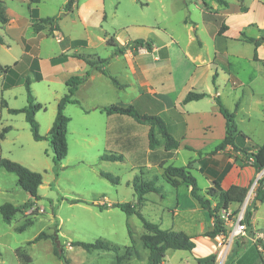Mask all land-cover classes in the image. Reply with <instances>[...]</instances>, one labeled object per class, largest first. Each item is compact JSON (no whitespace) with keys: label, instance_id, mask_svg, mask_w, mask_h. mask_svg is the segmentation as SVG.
Here are the masks:
<instances>
[{"label":"rangeland","instance_id":"obj_1","mask_svg":"<svg viewBox=\"0 0 264 264\" xmlns=\"http://www.w3.org/2000/svg\"><path fill=\"white\" fill-rule=\"evenodd\" d=\"M226 1L233 3L232 5L236 3L235 0ZM237 1L242 6V1ZM2 2L8 22L9 20L11 22L0 25V38L3 42L0 44V65L9 67L6 74H0V134L8 130L0 139V159L17 162L39 173L42 176V184L38 188L39 200L31 209L16 214L10 223H4L0 216V264H26L27 260H31L33 264H65L54 255L55 249L63 251L62 254L68 260V264H115V254L112 252H86L80 247H70L69 244L93 243L101 239L119 246L118 254L122 255L125 247H131L128 230L132 233L133 247L141 256L138 260L130 258L126 263L145 264L148 251L140 242V237L144 233L141 220L135 215L127 216L116 208H109L108 203L133 205L136 202L132 188L134 179H141L142 176L146 180L157 179L158 184L171 194L162 192V199L154 194H148L147 201L139 207V211L145 220L158 225L161 229H169L174 223L172 212L177 210L180 213L183 209L190 208L191 197L185 187L174 189L165 184L162 181V172L154 168L150 170L142 168L141 164L132 160L128 151L111 143L104 135L107 122L102 119H105L103 118L105 116H100L98 112L88 115L83 111V108L91 106L89 101L91 98L88 97V89L85 87L80 88L78 94L75 93L74 96L80 105L68 104L65 107L64 113L70 119L66 136L68 151L60 164L53 162V152L48 141L33 140L24 115L11 114L8 109H21L27 106L23 80L29 76L35 103L42 106L35 114L38 133L46 136L53 123L57 103L67 92L65 82L62 80L80 78L81 74L77 72L84 70L79 68L80 60L71 58L68 54L83 56L89 62H96L98 59L108 61L112 48L105 40L114 37L116 42L122 45L140 40L161 46V53L169 57V61L167 60V65L159 70L160 77L157 81L159 87L173 85L174 93L179 96L185 85L193 83L199 90L211 91L209 93L211 99L214 97L213 89L216 88L221 94L219 100L222 105L232 111L236 100L235 93L240 95V92L234 90L228 74L229 69L225 71L226 64L222 60H217L222 69L213 67L210 70H201L195 78L190 75L192 71L190 66L188 68L186 66L189 65L186 60L187 54L194 56L199 52L205 57L212 56L215 34L219 32L221 24L225 25L223 18L214 10V7H217L215 0H78L72 11L66 14H63L66 0H40L36 5L28 0ZM204 13L218 19V22L205 21ZM54 16L61 17L59 33L40 38L41 34L32 32L31 26L34 23ZM226 30L224 29L223 33ZM240 32L247 37L256 34L255 29L251 27L238 29L237 24L229 25L227 34L232 39ZM60 35L64 38L60 39ZM36 36L37 41L34 38ZM74 40L83 43L75 45L70 42ZM227 45L226 60L230 64V71L236 72L240 80L243 77H250L254 83H264L262 64L260 61L253 62L250 59V45L231 40H227ZM61 54L66 56L63 57ZM230 55H236L237 58ZM83 63L81 67L88 69L90 65L86 61ZM37 66L42 75L40 82L33 81L30 74V70L36 69ZM100 81L102 78L96 83L98 89H101ZM260 92L256 90L254 94L258 95ZM98 94L102 96L101 91H98ZM134 94L132 88L125 91L127 99ZM256 95L244 97V105L252 110V119L247 121L243 112L235 117L237 132L253 136L250 137L255 141L253 143L264 142L262 108L264 101ZM2 101L7 107L2 106ZM204 109L209 119L207 126L212 128L215 140L220 135L222 128L220 123L223 121L219 116L213 115L208 106L205 105ZM156 136L159 138L157 133ZM140 138L144 144H139L140 150H145L147 137ZM237 141L241 142V139L238 137ZM160 151L161 145L157 152L159 157L162 155ZM108 153L122 154L125 159L123 162L99 160L101 155ZM142 158H145V155ZM191 158L192 155L181 148L179 156L167 160H170L168 161L170 166L183 167ZM136 161H139V156ZM166 166L167 163L161 164L162 169ZM99 171L109 172L118 177V183L108 182L99 175ZM192 175L198 187L204 188V179L198 174ZM255 192L256 189L254 196ZM29 200V195L17 185V177L0 168V206L4 203L17 206ZM24 217L31 219L32 224L18 232L15 229L21 226ZM259 217L262 219L259 222L264 224V206L260 209ZM55 226L58 229V247H54L51 239L27 244L40 233L53 234ZM242 238L244 237L235 238L227 248L224 247L226 241L222 240L214 264H264L261 253L257 252L253 245L236 256L234 242L242 243L244 242ZM258 243L264 253L263 244L260 240ZM200 249L204 248L200 246ZM22 257L24 259H21ZM165 264L197 262L191 252L168 250Z\"/></svg>","mask_w":264,"mask_h":264},{"label":"crops","instance_id":"obj_2","mask_svg":"<svg viewBox=\"0 0 264 264\" xmlns=\"http://www.w3.org/2000/svg\"><path fill=\"white\" fill-rule=\"evenodd\" d=\"M241 1L242 6L237 0H235L236 3H234V5H232L233 3L226 1L228 3V6L226 8L215 5L217 7H214V10L216 11V14L218 16L223 18L224 23L227 26V30L222 34H219L218 32L215 34L212 56L207 55L205 57L199 52L195 53L194 56L187 54L186 60L189 65L186 66L187 68L190 66V68L192 69L190 75L194 76L195 78V76H197V73L201 72V70H210L213 67L215 69L216 67L221 68L217 60H222L223 63L226 64L225 71L229 69L228 74H230L234 90L240 92V95L235 93L236 100L233 104L232 111H234L235 105H237V109L235 110V117H237L239 113L243 112V114H245V119L247 121H250L252 119V110L244 105V97H253L254 95H256L254 94V92L256 90H260L261 92L256 96L260 97V100L264 101V83H254L255 81L251 80L250 77H243V79L240 80L241 78H239L236 72L230 71V64L226 60L228 55L227 40L243 43L248 46L250 45V59L253 62L260 61L263 70L264 45L261 44L257 47H254L253 44L242 41L239 36L241 32L231 39L228 36L227 32L229 29V25L237 24L238 29L249 27L250 25H255L256 28H253L256 32L255 36L248 37L255 39L259 38L260 35L264 33V0ZM241 7L243 10H241ZM10 22L11 20H9L8 23ZM18 22L19 21H17V23ZM46 31L47 30H43L39 33L41 34L40 38H42L43 36L46 37ZM55 33L56 32H54V34ZM60 36V39L64 38L62 35ZM31 39H29V41ZM119 45L123 46L122 44ZM150 45V51H147L145 48H138L137 50L127 49L122 54H115L112 49V54L109 56V58H107L108 61L105 60L106 63L102 66V69L106 71L111 77L116 79L119 87L114 86L109 78H107L101 72L95 70L94 68H91L90 66L88 69L81 67L82 64H84V60L81 59V57L83 56L77 55L75 53L74 56L68 54L71 58L80 60L81 62V66L79 68L84 70H81V72L77 73L81 74V77L84 75H82L83 72L87 73V77L78 85L75 92L78 94V90L82 87L88 89L87 95L91 98L89 99L91 106L86 109L83 108V111L88 115L92 114L93 112H98L100 116L104 115L105 117L103 118L105 119H102V121L105 120L107 122V125L104 129L105 137L108 138L111 143L117 145L118 148L120 147L122 150L128 151V153L132 157V160H134V162H137L138 164H141V167L146 170L154 168L163 173L161 164L167 163V166H170V164H168V161L173 160L175 157L179 156L182 148L192 155V158L189 161L192 163L190 170L191 175L192 173L198 174L205 181L204 188H199L197 185L198 189H200V193L203 194L207 189L211 188L214 181L218 182L220 189L224 191L229 189L231 186H239L248 189V187L251 185V183H253L258 174L256 169L252 165L251 159L246 158L240 151L233 150L230 146L225 147L223 150L215 151V147L221 142L224 137L225 121L220 115L218 107L216 106L213 99L208 97L199 101H192L187 104H182V100L187 92L194 91L196 93H201L204 91L199 90L195 86V84L191 83L188 86L185 85V87H183L182 89V92L178 96L174 93L173 85L171 84V86H168L166 88H163V86L159 87V84L157 83L158 77H160L159 70L167 65V60L169 61V57L161 53L162 49H160L161 46L159 44ZM201 45L202 43H200V46ZM254 51L256 53L257 60L253 59ZM37 53L38 48L36 46V55ZM157 54H159V56ZM61 55L63 56L64 54ZM230 56L237 58L236 55ZM61 60L62 59H60V61ZM97 66L100 65L98 64ZM39 73L40 80L36 82H40L42 80L41 72ZM170 76L173 80L171 73ZM122 77L124 78L123 81ZM101 78V89H98V85L96 83H98ZM62 82H66V78H64ZM129 88H132L135 94L134 96L127 99L125 96V91ZM213 90L214 96H218V98L220 99L221 94L219 93V91L216 88ZM98 91H101L102 96L98 94ZM210 92L207 91L204 93L209 95ZM75 95L76 94H74V96ZM74 96L73 99H75ZM75 100L78 101L77 99ZM78 103V105H80L79 101ZM130 104L134 105L136 110L141 114L148 116H159L164 121L167 132L176 141H178V148L176 150L165 151L162 147V151H160L162 153L161 157L157 155L158 150H160V145L162 146L161 141L159 142L160 145L154 146V148L152 149L149 148L147 142L145 150H140L139 144L144 145L143 142L140 141V137L146 136L148 140L149 126L147 124L137 123L129 116L120 114L109 115L98 110L99 107L103 106L126 107ZM203 104H205L210 110H212L213 115L219 116L223 121V123H220L222 127L220 135L215 140L213 139L212 128L207 126V120L209 119L207 117V114L205 113V105ZM262 108L264 117V105ZM241 133H243V135H245L252 141L250 137L253 138V136H250L248 133ZM247 142L248 140L245 139L242 143H238L237 145L240 149H246ZM256 144L262 145L264 144V142L259 141L256 142ZM248 152H254V150H248ZM117 155H121L123 157V160L121 161L123 162L125 159L124 156L122 154ZM144 155L145 158H142V156ZM138 156L139 161H136ZM162 156H164V158ZM156 180L157 179L146 180L142 176L141 181L154 183V185L158 187L160 191V193L158 194H148H154L155 196H159L161 199L162 192L171 194L163 186L158 184L159 180ZM162 181L165 182V184L171 186L164 180V178H162ZM181 186H184L186 192L189 194V188L181 183L176 187H171L177 189ZM148 194L144 196L145 200L143 203L147 201L146 196ZM100 204L102 205L101 202ZM215 204L216 201L211 200L212 207H214ZM108 205L111 204L108 203ZM189 205V210L183 209V211L180 213L177 210H174V212H172V220L174 221V223L172 224L171 228L163 230L182 231L188 237H190L195 244V248L190 251L194 256L195 261L197 259L205 258L210 255L216 256L217 253L220 252V248L222 246L221 238L217 236L210 239L208 237L202 236L212 227V220L208 218L206 212L192 197L191 199H189ZM262 206H264V203H256V211L254 212L250 222V234H248V238L241 239L243 241H249V244L243 248H240L237 251L236 256L244 253L246 249L248 247H251L252 245L255 247L258 246L259 240L264 246V224L259 222L260 220H262L259 217L260 209ZM175 208H177V206ZM237 208L238 206L236 205H231L229 207V209L232 210H236ZM215 241L218 242L215 243ZM242 243L240 241H235L233 249H235ZM200 246L204 249H200ZM256 251L259 252L257 249ZM261 255V260L264 263V258H262L264 257V253H261Z\"/></svg>","mask_w":264,"mask_h":264},{"label":"trees","instance_id":"obj_3","mask_svg":"<svg viewBox=\"0 0 264 264\" xmlns=\"http://www.w3.org/2000/svg\"><path fill=\"white\" fill-rule=\"evenodd\" d=\"M31 4L36 5L40 0H28ZM78 0H66L63 6V14H66L72 11L74 4ZM216 4L221 7H227L228 3L225 0H215ZM2 0H0V25H6L8 23V17L6 16L2 8ZM242 9V8H241ZM243 10V9H242ZM204 20H209L218 22V19L212 18L208 13H204ZM61 20L60 16L46 17L41 19L38 23H34L31 26L32 32L39 34L43 30H47V35H52L54 32H59V21ZM251 28H256L255 25H250ZM226 30V26L221 24L219 27V34L223 33V30ZM241 40L246 43H251L254 47L259 45H264V34L260 35L259 38H250L245 34L241 33ZM37 41V37L35 39ZM2 39L0 38V44H2ZM75 45L82 44L83 41H73ZM105 43L111 47L115 54H122L125 50H137L138 48H145L147 51L151 50V45L147 42L140 40L133 41L131 43L120 46L115 38L108 37L105 40ZM82 60L86 61L87 64L94 68L95 70L101 72L104 76L109 78L112 84L116 87H119L118 82L115 78L111 77L106 71L102 69V66L106 63L105 60L98 59L96 62H89L81 57ZM253 59L257 60L256 53L254 51ZM100 66H97V65ZM9 70L7 66L0 65V74H6ZM32 79L35 81L40 80V73L38 66L34 70H30ZM87 74H84L82 77H73L70 80L65 82L67 88L66 94L60 98L56 106V113L54 116L53 123L50 130L46 136H41L38 133V124L35 121V114L42 109V106L38 103H35L32 89H31V78L26 76L23 80V86L26 93L27 106L21 109H8V112L11 114H23L26 123L29 125L30 132L34 141H48L53 152V162L55 164H60L66 157L68 146H67V127L70 119L64 114L65 106L68 104H79L78 101L73 99V96L76 92L78 85L85 80ZM214 82V78L212 79ZM210 95L201 92L196 93L194 91H189L186 93L182 100V104H187L192 101H199L204 98H208ZM213 101L218 107V111L222 118L225 121V134L221 142L215 147V151L223 150L225 147L230 146L235 151H240L246 158L252 160V165L259 173L264 170V144L257 145L248 139L245 135L237 132L236 123H235V110L237 105H235L234 111L229 112L220 102L218 96L213 97ZM2 106L7 107L6 103L2 101ZM100 112L106 114H120L131 117L135 122L140 124H147L149 126L148 132V146L150 149L154 146L160 145L162 141V147L165 151L176 150L179 146L178 141H176L166 129L164 121L156 115L148 116L139 113L134 105H128L126 107H116V106H103L99 107ZM8 130H4L0 134V139L4 137V133ZM158 134L159 138L156 136ZM238 137L241 139V142H238ZM245 139L248 140L246 144V149H240L238 143H242ZM254 144V145H253ZM248 150H254V152H248ZM100 161H109V162H121L123 157L117 154H106L99 157ZM192 163L189 162L184 167H173L166 166L163 169V178L170 184L172 187L178 186L180 183L189 188L190 196L198 203V205L206 212L208 218L212 220V227L206 231L202 236L208 237L210 239L217 236L226 235L227 228L220 218V212L222 210L228 209L231 205L238 206L244 200L247 194V188L239 186H231L227 190H221L219 183L214 181L212 187L207 189L205 193H200V189L197 187L195 178L191 175ZM0 168L5 170L8 173L14 174L17 177V185L21 190L27 193L30 197L29 201H26L20 205H12L10 203H4L0 206V216L4 223H10L12 218L16 214H21L23 211L31 209L35 202L39 200L38 188L42 184V176L39 173L33 172L26 167L22 166L17 162L10 161L8 159H0ZM99 175L112 184H117L119 179L118 177L112 175L109 172L99 171ZM132 188L136 196V202L131 205L129 203H114L109 206V208H116L121 212L125 213L127 216L135 215L137 216L144 228V233L140 237V242L142 247L148 250V256L145 264H164L165 253L167 250H179V251H192L195 248V244L182 231H173V230H163L158 225L151 223L144 219L142 214L139 211V207L144 202V196L148 193H160L159 188L154 185L152 182H143L141 179L135 178L133 181ZM211 200H215L216 204L214 207L211 205ZM80 202V201H76ZM256 203H264V173L261 179L258 181V186L256 188L255 196L251 205L247 208L245 213L244 222L247 225V232L250 234L251 219L256 211ZM32 224L31 219L23 218V223L21 226L15 230L22 232L27 227ZM58 229L57 226L54 227L53 234L47 235L45 233L38 234L32 241L27 244H34L42 239H51L54 244V247H58ZM128 236L131 243V247H125V252L122 255L118 254L120 250L119 246L107 242L105 240L97 239L93 243H82L75 242L70 243V247H80L86 252L91 251H105L112 252L115 254V264H127L126 262L130 259H139L140 255L136 249H134L133 238L131 231L128 230ZM249 244V241L245 240L241 245L237 246L235 249L237 251L240 248H243ZM55 247V248H56ZM62 250H54V255L58 259L62 260L65 264H68V260L62 254ZM29 258V257H28ZM27 258V259H28ZM21 259H24L23 257ZM197 264H214L215 256L210 255L205 258L197 259ZM26 264H33L31 260H27Z\"/></svg>","mask_w":264,"mask_h":264},{"label":"built area","instance_id":"obj_4","mask_svg":"<svg viewBox=\"0 0 264 264\" xmlns=\"http://www.w3.org/2000/svg\"><path fill=\"white\" fill-rule=\"evenodd\" d=\"M263 173L264 170L260 171L257 174L256 179L248 187L247 194L244 200L242 201L241 204L238 205V208L236 210H232L228 208L220 212V218L223 220L227 228L226 235L219 236L221 240L226 241V245L224 247L227 248L235 238L238 237L248 238L247 225L244 222L245 213L247 208L252 203V200L254 198V190L257 188L258 181L261 179ZM256 249L259 251V253H263L262 247L260 245L256 246Z\"/></svg>","mask_w":264,"mask_h":264}]
</instances>
